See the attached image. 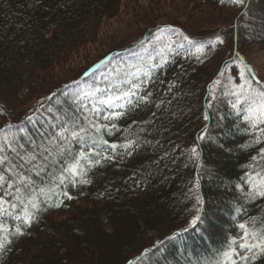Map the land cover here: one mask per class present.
Segmentation results:
<instances>
[{"label":"trees","instance_id":"trees-1","mask_svg":"<svg viewBox=\"0 0 264 264\" xmlns=\"http://www.w3.org/2000/svg\"><path fill=\"white\" fill-rule=\"evenodd\" d=\"M124 1L0 0V156L7 157L0 164V174L17 184L18 173L32 177L27 191L38 197L35 219L24 236L14 235L19 221L0 218L8 230L4 242L9 247L0 252V264H217L231 240L243 234L240 223L252 226L250 218H254L259 228L264 221V198H249L248 185L241 179L245 172L264 175V160L259 157L264 141H257L241 111L232 108L233 98L218 94L211 107L205 102L214 79L211 62L221 46L213 49L208 42L215 40L220 29L199 38L182 25L156 24L127 46L91 57L83 67H76L73 75L63 71L67 59L72 61L86 44H96L103 21L117 17ZM255 1L250 0L251 11L242 7L237 14L232 38L264 50V36L250 37L246 31L249 27L258 29L251 22L252 10L260 11L264 1L258 5ZM181 3L182 11L189 5L200 12L204 7L214 13L238 9L230 0ZM159 29L178 34L182 41L172 45L182 49L172 51L164 65L143 80L146 83L131 100L136 104L140 96L151 92L150 103L141 102L137 108L128 105L123 110L126 114L118 119L102 120L87 113L75 86L95 81L89 72L108 59H116L120 52L130 49V54H140L161 33ZM184 36L192 43H185ZM197 43L205 45V54L188 49ZM60 75L62 79L54 84L53 79ZM89 120L115 125L99 134L92 132L97 140L117 145L132 140L137 147L131 156L118 147L115 159L87 167L84 178L90 183L56 186L55 177L64 162L58 156L55 162L53 157L44 161L43 152L36 154L35 143L54 139L61 126L88 127ZM201 132L211 140L197 142ZM6 138L14 143L9 146ZM194 143L202 145L199 150L207 171L198 173L195 161L182 154ZM218 143L225 147L219 149ZM89 146L93 154L112 155L111 149L104 152L106 145L94 144L89 137L82 143L73 142L71 149L78 153ZM24 154H35L30 163L40 162V166L34 168L35 164L22 160ZM197 181L199 188L189 193ZM238 184L244 191L236 190ZM48 187L54 190L48 192ZM5 190L10 195L15 191L0 186V195ZM63 192L73 199H66ZM197 193L206 204L204 223L194 230L188 222L196 214ZM208 221L212 226L205 230ZM185 228L188 231H183ZM232 246L238 247V242Z\"/></svg>","mask_w":264,"mask_h":264},{"label":"snow or ice","instance_id":"snow-or-ice-1","mask_svg":"<svg viewBox=\"0 0 264 264\" xmlns=\"http://www.w3.org/2000/svg\"><path fill=\"white\" fill-rule=\"evenodd\" d=\"M223 2V0H222ZM230 3L248 9L251 11L252 3L250 0H230ZM261 12H264V8L260 9ZM159 31L163 32L164 29H159ZM184 40L192 43L187 36H184ZM224 41L220 36H216L215 40L209 41L208 45L211 48H215L217 44H223ZM165 47L170 48L171 44L165 45ZM197 53L205 54V45L197 43L195 45ZM239 59V57H236ZM199 59V56L197 57ZM223 75V73H221ZM241 79L243 83L235 86L237 91H234L232 94L237 97V100L232 103V108L239 111L237 105L243 103L247 105L246 108L243 110V120L247 122L250 127L254 130H258L261 133H264V127H260L264 125V89L257 91L255 88L252 87V80L247 78L243 73L241 74ZM142 83H146V81H141L140 83L133 82L130 89L127 91H122L119 95L113 93L112 95L103 97L99 99L97 102H93V116L99 117L103 115L104 120H111V119H118L121 116L125 115L126 113L119 110H109L115 109L116 103H119V107L123 109L125 107V101L132 108L139 107V104L142 102L144 104L150 103V97L152 96L151 92H146L145 95L139 97V100L136 104H132L131 100L128 99L131 96L136 95L135 89L140 88ZM214 83H219L216 81ZM174 87V86H173ZM171 91V87L169 89ZM215 99V97H213ZM99 104L101 107H97ZM157 108L160 105H156ZM211 107V104L209 105ZM155 113L153 116L155 117ZM205 120L209 117L205 115ZM82 123V122H81ZM135 123V121H133ZM149 123V122H144ZM11 127V126H9ZM108 127H115V125H101L96 122V120H89L88 127H83L80 124H77L74 127L70 126H61V130L55 134V138L51 143L55 146V152L49 150L48 148L44 149V152L47 153L43 157L44 161H48L49 157H53V162H55V157H61L62 161L64 162V167L59 170V174L55 177L54 184L56 186L64 185L65 183L71 184H87L90 183V180L85 179L84 177L87 175V167H94L96 165H101L102 161H111L115 159L118 155L117 149L118 147H123L124 151L131 156L132 152L135 150L137 145L132 140H126L123 145L117 144H109L106 140H97V137L92 136V132L99 134L103 129ZM91 130V131H90ZM86 137L92 138L94 144L102 143L107 147L104 149V152H107L108 149H111L112 155H103L100 152H95L93 155H89L88 150L84 149L75 153L71 149V144L73 142L82 143ZM211 140L210 137L206 136V132H201V134L196 138L197 142L204 141L205 139ZM6 143L11 146L13 142L7 141ZM219 149H223L225 145L223 143L217 144ZM202 148L200 143H194L190 146V148H186L183 150L182 154L188 156L190 160H194L196 163V168L199 171L206 170L205 165L202 161V152L199 150ZM3 149L0 148V151ZM14 150V149H13ZM99 157V158H95ZM259 157L261 160H264V148L260 149ZM24 159V157H21ZM31 160H35V154L30 156ZM253 161L257 160L256 156L251 158ZM7 161V157L0 156V164H4ZM35 167V165H34ZM6 171H11V169H6ZM40 172L37 171L36 175H39ZM211 175V173H208ZM246 177L247 179H244ZM244 177L241 179L245 184L250 186L249 191L246 195L251 198L255 199L257 197L264 198V175L261 172H256L254 175L249 172H245ZM17 178L19 183L11 180V177H5V175L0 174V186H6L7 188H14V194L12 195V199L22 202V215H16L15 219L19 221V224L15 228L14 235L19 238L24 236L26 233L25 229L29 228L32 224V221L35 219V212L34 210L38 208L37 199L33 193L28 192L27 190L33 184V179L30 176L17 174ZM199 188V181L193 188H189V193L193 192V189ZM54 190L53 187H48L47 191L52 192ZM237 191H244L243 186L241 184L236 185ZM41 193L45 192V189H40ZM62 195L71 200L73 197L69 195L68 192H63ZM10 194L5 190L3 195H0V217L4 216H12L13 212L10 209L15 210L17 209V204L12 202V199H6L9 197ZM195 215L188 222V227L193 228L194 230H199V224L204 223V218L202 213L205 209V200L200 194H195ZM7 205V207H5ZM55 206H59L58 204ZM252 220V226L248 223H240L238 227L243 230V234L238 238H233L228 246V249L222 253L224 261L227 264H258L259 261L264 260V221H261V226L259 228L255 227V219L250 218ZM211 222L208 221V224L205 228H210ZM5 231L4 225L0 223V232ZM183 231H188V228H185ZM238 247H233L232 245L237 244ZM9 250V247L6 242L0 241V252H6ZM131 264V262H129ZM217 264H221V262H217Z\"/></svg>","mask_w":264,"mask_h":264},{"label":"rangeland","instance_id":"rangeland-1","mask_svg":"<svg viewBox=\"0 0 264 264\" xmlns=\"http://www.w3.org/2000/svg\"><path fill=\"white\" fill-rule=\"evenodd\" d=\"M263 1L264 0H256L255 4L258 5ZM180 3L181 0H151V3L147 0L124 1L122 3L123 7L118 12L117 17L103 21L98 32V38L95 40L96 44H86L84 46L85 50H79L76 54L77 58L75 56L72 61L67 59L65 62L66 67H63V71L68 73V75H73L74 69L80 66L83 67L91 57H97L100 52L105 53L114 48L127 46L132 39L136 38L144 29L150 26L156 24H178L188 29L190 34H195L196 37L199 38L210 37V34L214 30L220 29L218 36L223 39L224 43L221 44L215 58L211 62L214 79L209 86L205 101L206 105H209L213 97H216L218 94H224L230 97V99L233 98L235 102L237 97L232 93L238 90L234 85L238 86L243 83L241 79L242 73L252 80V87L257 91L264 89V50L258 45L246 46L238 42L236 43L232 38V24L242 7H238L236 10L232 9L228 12L214 13L207 11V7L201 9L204 12L195 11L192 9V6L189 5L187 9L182 11ZM251 22L253 26H258V29L255 31L251 27L247 28L246 31L248 36H264V15H262L261 11L257 9L252 10ZM179 37L180 36L172 30L159 33L151 45L146 44V50L144 52L140 55L135 54L130 57V59H134V61H132L129 66L116 68L115 71L111 72V70L114 69L112 67L115 63L111 64V66L105 68L98 75L97 80L93 84L80 88L79 97L81 99L94 98L92 101H98L99 99L94 96L96 92L103 90V92L106 93L108 90L119 86L121 83H115V81L123 77L125 72L127 73V77L140 78L142 74L144 76L146 74L144 71L141 72L132 67L139 63L145 66L146 63L144 62H152L156 61V59L158 60V64L166 61L167 56L171 54L172 50L174 52V50L178 48L182 49L181 45H172L176 41H182ZM168 44H171L170 48L165 47V45ZM191 52L197 53L196 49H191ZM237 56L239 59L236 58ZM122 59H126V62L128 61L127 57ZM131 69L135 70L130 71ZM221 73H223V75H221ZM251 74L255 76V80L251 78ZM61 75L53 79L54 84L62 79ZM216 81H219V83H214ZM107 96H109V93H107ZM246 107L247 105L243 103V100L237 105V108L242 112ZM216 120L219 121L218 118ZM261 126L264 127V125ZM255 133L258 140L264 139V133L258 130ZM51 141H53V138H45L35 143V145H37L36 149L38 148V150L35 149L36 154L43 152L44 155H47V153L44 152L45 148L55 152V146ZM21 157H24L25 162H31L29 155L24 154ZM34 164L35 167L33 166ZM40 164V162L30 163L34 168H38ZM19 166L21 167L23 165L19 163ZM13 171L18 173L14 167ZM210 173L212 177L213 171H210ZM1 233L2 232H0V235ZM220 262L223 264L227 263L224 259Z\"/></svg>","mask_w":264,"mask_h":264}]
</instances>
